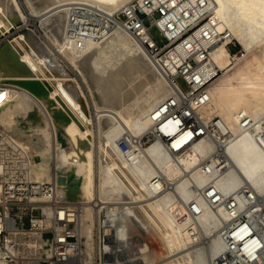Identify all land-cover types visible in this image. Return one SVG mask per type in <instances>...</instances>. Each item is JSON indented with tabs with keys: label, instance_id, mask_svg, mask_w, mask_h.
Segmentation results:
<instances>
[{
	"label": "bare ground",
	"instance_id": "bare-ground-1",
	"mask_svg": "<svg viewBox=\"0 0 264 264\" xmlns=\"http://www.w3.org/2000/svg\"><path fill=\"white\" fill-rule=\"evenodd\" d=\"M134 1L26 0L30 13H24L19 0H0V38L30 15L49 40L28 28L0 49V133L26 151L32 178L72 202L65 216L82 257H92L96 247L102 256L124 247L138 232L144 242L137 255L145 264L249 263L264 248L253 223L264 195V0H138L150 14L162 7L165 16L153 19L168 38L162 48L146 25L134 21ZM234 41L242 47L238 53L231 52ZM185 59L196 60L212 77L193 83L190 92H203L190 102L213 119L220 140L218 126L229 133L228 167L221 172L216 160L209 171L199 164L215 144L199 136L180 148L191 131L176 133L174 119L162 110L170 97L178 101L187 94L172 80L182 64L185 69ZM72 70L90 90L95 118ZM34 80L46 93L27 85ZM154 127L170 139L138 144ZM121 136L131 141V150L120 147ZM78 200L81 208L73 202ZM52 212L43 207L48 225ZM243 213L249 221L238 220ZM54 228L60 233L64 226ZM26 237L29 254L53 253L50 239L35 228ZM232 248L236 253L229 255Z\"/></svg>",
	"mask_w": 264,
	"mask_h": 264
},
{
	"label": "built area",
	"instance_id": "built-area-1",
	"mask_svg": "<svg viewBox=\"0 0 264 264\" xmlns=\"http://www.w3.org/2000/svg\"><path fill=\"white\" fill-rule=\"evenodd\" d=\"M151 3V0H146V4L150 5ZM156 12L159 13V16L155 15ZM163 16H165V13L162 7H158L151 14L142 11V16L137 14L134 21H137L139 25H146L150 34L151 28L155 26L162 33L165 40L168 41L163 28L153 20L162 18ZM170 20L173 21V19ZM157 44L160 47L163 45L158 42ZM147 45L152 52L156 51V49L153 50L152 45H149V43ZM184 62L186 65L185 69L173 75V81L179 82V79H182L192 89L194 82L198 83L201 80L208 81L212 78L206 77V71H203L198 66L199 63L196 60L189 59V61H186L185 59ZM200 85L202 86V84ZM190 89L186 91L187 94L185 96L181 95L182 99L180 98L178 101H174L173 96L170 97L168 103L165 102L162 106L163 113L174 119L177 126L176 133L183 134L187 130L191 131L190 137L186 139L180 148H185L199 136H205L209 143L215 144L211 152L199 164L202 171H209L211 162L216 160L215 166H219V172H221L228 167L227 164H224L227 161L224 147L228 141H225V137L229 133L223 132L221 130L222 127L218 126L222 135H224V141L223 138L220 140V137L216 136L214 130L216 123L213 124V119L206 120L190 102L191 96L194 93L203 92V88L198 91V87L194 92H190ZM200 101H202V98ZM155 138H160L163 143H166L170 139L168 136H163L159 133V127H154L150 131H145L143 138L140 139L138 144L144 145ZM119 145L125 152L132 149V143L127 137L121 139ZM173 152L178 153L179 150L176 149ZM210 186L211 184H208L206 188ZM191 201L192 209L196 210L198 206L197 200L193 199ZM259 202H261L260 199ZM71 204L70 199L57 196L56 188L53 185L43 184L32 178L30 158L26 151L21 145L15 141L6 139L0 133V262L9 264H24L28 262L39 264H83V258L81 253L78 252L79 249L76 243L71 241V238L74 236L70 228H68L71 221L68 215L67 217L65 216V212ZM213 206L215 205L213 204ZM43 207H47L53 211L49 217L51 221L49 225L44 222L46 218L42 213ZM229 207L231 208L233 205H229ZM246 208H248V203L246 204ZM254 213L256 221H253V223H257V226L254 224V229L257 236H260L262 239L264 237V230L260 231V227L264 224H258V222L264 221V207L260 206ZM245 216L246 218L238 217V220L241 222L249 221L247 213H245ZM34 219H41V222L33 221ZM54 224L62 225L64 229L60 233H57ZM232 227V225L229 226V228ZM33 228L37 232L42 233L44 237L50 239V246L53 249L51 255L43 254L39 257L29 254L31 247L26 244L24 239L26 240L27 238L26 231ZM236 250L232 248L228 254L231 255L232 252L235 254ZM260 254L262 259L258 255H255L249 256L248 260L250 262L255 261L256 264H262L261 260L264 262V251L260 252ZM232 256L235 257V255ZM246 256L248 255L246 254ZM220 260L221 258L218 259V261ZM238 262L250 264V262H247V259L241 261L238 258ZM232 264H235V262Z\"/></svg>",
	"mask_w": 264,
	"mask_h": 264
},
{
	"label": "rangeland",
	"instance_id": "rangeland-1",
	"mask_svg": "<svg viewBox=\"0 0 264 264\" xmlns=\"http://www.w3.org/2000/svg\"><path fill=\"white\" fill-rule=\"evenodd\" d=\"M19 2L21 3V5H22V8H23V11H24V13H30V8H29V6L27 5V3H26V0H19ZM132 5L134 6V8H136L137 9V12H138V14L139 15H141L142 16V11H141V9H140V4H139V1L138 0H135L133 3H132ZM121 14L119 15L120 17V19H122V20H124V19H126L127 18V16H126V14H125V12L122 10L121 12H120ZM159 13L158 12H156L155 13V15L156 16H159L158 15ZM157 19V18H156ZM206 20L207 19H205L202 23H200L197 27H195L194 29L192 28L189 32H188V34L186 33V35L184 34L183 35V37H182V39L183 38H186L187 36H189L190 34H192V32L194 31L195 32V30L201 25V24H203V23H205L206 22ZM26 22H28V23H26ZM25 22V24L22 22V23H18L17 25H18V27L17 28H15V29H12L10 32H7L6 34H4V35H2L1 36V38H0V49L2 48V46H3V44H4V42L7 40V39H12V38H14L15 36H17L18 34H20V33H22V32H25V31H27L28 30V28H30V29H33L35 32H36V34L38 35V36H40L43 40H45V41H49L48 39H47V36H46V34H45V32L40 28V27H38L39 26V20H38V18L37 17H31L30 15H29V17H28V19H27V21ZM28 24V25H27ZM20 26V27H19ZM193 32V33H194ZM151 35L154 37V39L159 43V44H163L166 40H165V38L163 37V35H162V33L154 26V27H152L151 28ZM167 42V41H166ZM165 42V43H166ZM164 43V44H165ZM164 44L163 45H161V48L164 46ZM241 45L239 44V43H237L236 41H234V44L232 45V49H231V52L232 53H238V52H240L241 51ZM183 68H184V65L183 66H181L180 67V70H183ZM72 75L74 76V77H76L77 79H78V81L83 85V88H84V91H85V93H86V98H85V102L87 103V109H88V111H87V113H88V115L90 116V117H93V118H95V105H94V101H93V97H92V95H91V93H90V90H89V88L87 87V84L85 83V81H84V79H83V77H82V75L78 72V71H73L72 70ZM175 75V74H174ZM172 77H173V75H172ZM210 83L212 82V81H209ZM209 82H208V84H209ZM179 84H181V86L183 87V89L185 90V92L186 91H188L190 88H189V85L186 83V82H184V81H182V79H179V82H178ZM190 91H191V89H190ZM89 102V103H88ZM90 108V109H89ZM94 111V112H93ZM123 138H125V137H120L119 138V141L121 140V139H123ZM259 199L261 200V202H259ZM123 200H127L126 198L125 199H123ZM122 200V201H123ZM258 202L261 204V205H263L264 206V195L263 196H259L258 197ZM115 202V200H113L112 199V202ZM116 201H120V199L119 200H117L116 199ZM73 202H76V204H77V208H81V204L80 203H78L79 202V200L78 201H73ZM254 202H256V201H254ZM252 204V203H251ZM251 204H249L248 203V208L250 207L249 205H251ZM246 208V207H245ZM245 208H244V210H245ZM248 208H246V209H248ZM245 213H243L242 215L240 214L239 216H240V218H246V216L244 215ZM238 216V217H239ZM228 228H229V226H228ZM134 234H136V232L134 233ZM136 235H138V238H137V236H135V235H133V233H131L130 234V236H129V241H128V243H126V245H124V247L122 246L121 248L120 247H116V248H114V249H112V250H108V251H104V253H103V256L102 255H100L101 254V252H99L98 251V247H96L95 249H92L93 250V252L92 253H90V255L93 257H90L89 256V253H86V256L88 257V259L87 258H85V257H82L84 260V263L83 264H100V263H102V260L103 259H112V260H114L113 261V263L114 264H145V262H144V260L143 259H141V257H139L140 256V254H139V247H141L142 245L141 244H143V242H144V238L142 237V235L139 237V235H140V233L138 234V232H137V234ZM198 243H202V241H200V242H198ZM98 245V244H97ZM141 245V246H140ZM202 245H204V243H202ZM134 248V249H133ZM133 249V250H132ZM117 250V251H116ZM135 250V251H134ZM133 251V252H132ZM262 251H264V248H263V250ZM262 251H259V253L257 254V255H259V256H261V254H260V252H262ZM138 252V253H137ZM132 253V254H131ZM88 254V255H87ZM93 254V255H92ZM139 256H138V255ZM130 255V256H129ZM136 256V257H135ZM90 262H88L87 260ZM262 259V258H261ZM92 260V261H91ZM86 261V262H85ZM234 261H236V260H233V262ZM262 261V264H263V260H261ZM88 262V263H87ZM92 262V263H91ZM151 264H155V263H151ZM212 264H216V263H212ZM232 264V263H231ZM250 264H256L255 263V261H253V262H250Z\"/></svg>",
	"mask_w": 264,
	"mask_h": 264
},
{
	"label": "water",
	"instance_id": "water-1",
	"mask_svg": "<svg viewBox=\"0 0 264 264\" xmlns=\"http://www.w3.org/2000/svg\"><path fill=\"white\" fill-rule=\"evenodd\" d=\"M26 83H28L27 85L31 86L34 89L35 92L46 93L45 85H43V83H41V81L34 80L33 82L28 81Z\"/></svg>",
	"mask_w": 264,
	"mask_h": 264
}]
</instances>
